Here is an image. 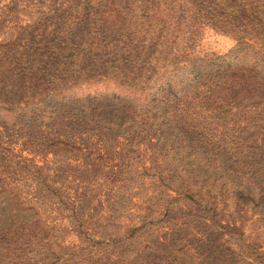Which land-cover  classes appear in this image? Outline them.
Instances as JSON below:
<instances>
[{
  "label": "rangeland",
  "instance_id": "374dc122",
  "mask_svg": "<svg viewBox=\"0 0 264 264\" xmlns=\"http://www.w3.org/2000/svg\"><path fill=\"white\" fill-rule=\"evenodd\" d=\"M243 42L264 53V0H0V144L7 142L2 124L21 134L7 176L29 199L34 181L24 166L41 167L52 189L41 212L46 226L68 222L61 201L69 197L92 230H108L106 242L125 244L128 263L264 264V212L251 198L193 181L183 189L189 198L175 190L159 196L152 171L143 173L151 167L147 146L33 152L20 141L27 126L34 144L37 131L54 133L56 125H45L66 100L95 103L120 82L152 93L164 73L189 62L207 67ZM9 164L0 154V166ZM38 249L29 264L40 259Z\"/></svg>",
  "mask_w": 264,
  "mask_h": 264
},
{
  "label": "trees",
  "instance_id": "16d2710c",
  "mask_svg": "<svg viewBox=\"0 0 264 264\" xmlns=\"http://www.w3.org/2000/svg\"><path fill=\"white\" fill-rule=\"evenodd\" d=\"M242 46L207 67L195 68L189 62L164 73L152 93L149 87L120 82L118 90L95 103L88 97L76 104L66 100L60 116L45 125H56L54 133L37 131L39 141L34 144L27 126L21 130V144L30 145L33 152L58 144L68 152H83L92 143L105 152L117 146L137 152L147 146L151 167L143 173L152 171L149 175L162 189L159 196L170 197L168 191L175 190L189 198L192 194L183 189H191L193 181L213 193L218 186L236 199L251 198L264 212V53L246 42ZM225 59L227 65L219 63ZM2 125L7 142L0 144V154L10 164L0 166V264L32 263L27 255L36 247L40 259L34 264H131L121 254L125 244L106 242L108 230H92L83 215L77 217L69 197L61 201L68 222L56 229L46 226L41 212L52 189L41 167L28 170L25 164L23 173L31 175L34 195L22 198L21 187L7 176L14 173L17 156L12 145L21 134ZM81 198L79 203L87 200ZM164 207L168 210V204Z\"/></svg>",
  "mask_w": 264,
  "mask_h": 264
}]
</instances>
